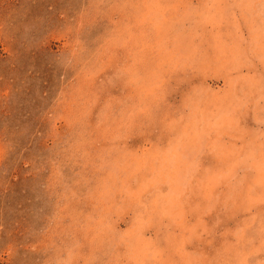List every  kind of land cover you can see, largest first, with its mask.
I'll use <instances>...</instances> for the list:
<instances>
[{"label": "rangeland", "instance_id": "1", "mask_svg": "<svg viewBox=\"0 0 264 264\" xmlns=\"http://www.w3.org/2000/svg\"><path fill=\"white\" fill-rule=\"evenodd\" d=\"M264 264V0H0V264Z\"/></svg>", "mask_w": 264, "mask_h": 264}, {"label": "clouds", "instance_id": "2", "mask_svg": "<svg viewBox=\"0 0 264 264\" xmlns=\"http://www.w3.org/2000/svg\"><path fill=\"white\" fill-rule=\"evenodd\" d=\"M47 264H59V262L56 261L55 259H52V260H49V261L47 262Z\"/></svg>", "mask_w": 264, "mask_h": 264}]
</instances>
